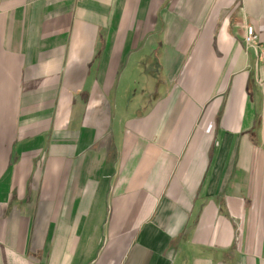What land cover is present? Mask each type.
Here are the masks:
<instances>
[{
	"label": "crops",
	"instance_id": "obj_1",
	"mask_svg": "<svg viewBox=\"0 0 264 264\" xmlns=\"http://www.w3.org/2000/svg\"><path fill=\"white\" fill-rule=\"evenodd\" d=\"M264 0H1L0 264H264Z\"/></svg>",
	"mask_w": 264,
	"mask_h": 264
},
{
	"label": "built area",
	"instance_id": "obj_2",
	"mask_svg": "<svg viewBox=\"0 0 264 264\" xmlns=\"http://www.w3.org/2000/svg\"><path fill=\"white\" fill-rule=\"evenodd\" d=\"M243 41L247 48L259 52V56L264 59V48H261V39L252 26L248 25L245 27V35Z\"/></svg>",
	"mask_w": 264,
	"mask_h": 264
}]
</instances>
